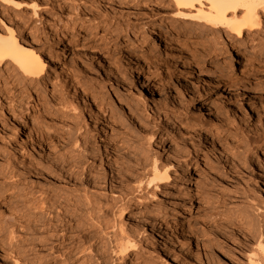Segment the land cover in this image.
<instances>
[{"label":"rangeland","instance_id":"obj_1","mask_svg":"<svg viewBox=\"0 0 264 264\" xmlns=\"http://www.w3.org/2000/svg\"><path fill=\"white\" fill-rule=\"evenodd\" d=\"M23 1L26 6L19 10L0 3V23L11 25L33 45L44 57L46 71L40 102L33 91L25 97L15 78H0V171L10 164L19 175L13 191H0L4 263L80 264L83 255L87 264H119L116 243L110 238L117 231L100 230L99 223L118 221L123 202H133L142 194L147 205L151 200L124 187L116 196L119 202L113 204L109 165L130 147L164 163L172 146L184 152L186 172L175 168L169 189L156 190L161 201L155 221L168 223L160 227L161 238L150 236V220L141 218L143 214L136 212L145 226L137 219L125 222L127 229L142 233L138 239L149 248L141 257L156 259L154 264H248L250 255L240 251L246 224L258 220L264 231V215L255 216L264 213L259 203L264 199L259 195L264 183L263 29L252 44L260 55L251 62L245 61V54L251 53L248 48L225 56V47L196 51L191 44L183 47V41L181 45L164 41L151 42L134 65L126 60L129 43L112 50L114 44L130 34L143 39L149 23L170 16L166 4L156 0ZM30 3L36 7L27 6ZM86 35L91 36L83 42ZM222 38L226 39V33ZM117 51L119 56L114 55ZM110 59L117 64L108 65ZM130 66L135 71L141 67L139 77L145 84L149 78L160 92L140 94L139 80L130 76ZM162 102L180 114L170 119L168 112L165 120L156 109ZM165 127L167 137L161 142ZM69 154L86 155L88 167L107 179L101 192L111 204L107 213H99V219L84 215L73 226L54 227L57 223L39 198L71 197L68 193L75 184L93 192L85 164L76 170L75 181L56 163ZM249 203L262 210L255 213ZM34 246L39 247L38 254L28 250ZM77 248L87 250L72 258ZM133 264H141V259Z\"/></svg>","mask_w":264,"mask_h":264},{"label":"bare ground","instance_id":"obj_2","mask_svg":"<svg viewBox=\"0 0 264 264\" xmlns=\"http://www.w3.org/2000/svg\"><path fill=\"white\" fill-rule=\"evenodd\" d=\"M156 1L167 5V8L170 9V16L164 18L160 22L156 23L152 21V23H149V26L147 25L149 31L143 39L132 37L130 34L116 41L112 48V50L121 49L123 46L122 44L129 43V48L127 47L128 50L126 52V60L129 64L135 62L134 65H136L138 58L144 55V50L148 49L151 42L161 43L164 41L171 45H179L180 42L183 41L185 42L184 45H182L183 47H186L187 44H191V46H193L191 49L196 51H204L211 48H219V50H221L220 47H225V56H228L230 51H236L235 53H238L239 50L248 48V51L251 52L245 54V61L248 62L256 60V56L260 55L259 50L252 46V44L255 43L259 33L258 31L262 29L264 31V0ZM0 3L16 10L26 6L23 0H0ZM27 6L32 9L36 7L34 3H30ZM222 33H226L225 40L222 38ZM90 36L91 35H86L83 42H86ZM225 41L229 43L226 44ZM29 44L19 37V34H17L16 30L11 27V25H3L0 23V78L5 77L6 81L15 78L18 88L23 92L22 94H25V97L28 98L27 95L33 91L34 95L38 98L37 101L40 102V100L44 98V87L40 88V84L43 83L42 79L45 75L46 63L44 57L36 51L33 45ZM246 44L250 45L246 47ZM62 50L63 47H61L60 51ZM114 55L119 56V51L114 52ZM153 56L154 55L150 52L149 57L153 58ZM96 60H98V58ZM110 60L108 65L117 64L114 59L113 61L112 59ZM131 68L130 76L135 75L139 80L138 88L140 94H145V91H147L146 94L150 96L153 89H155L156 92H160L155 85H151L149 78L145 79V81H147V84H145L143 78L139 77L140 73H142L141 67L136 71L133 70V67ZM40 89L41 91H39ZM130 105L132 107L135 104ZM46 107L48 108L47 110L50 111L49 106ZM156 109L158 114L162 115L165 120L168 117V112L171 114L170 119L180 114V112L169 110L165 102L156 104ZM99 119V116L96 117L97 121ZM94 132L97 134L96 131ZM166 137L167 130L165 127L159 139L161 141ZM202 140H206L204 136ZM262 154L263 152H261L260 156L263 157ZM183 156L184 152L181 149L170 146L166 153L165 162L163 163L155 158H150L140 149L130 147L129 151L124 154L120 160L114 159L112 164L109 165L112 173L110 178V194L113 195L110 201L113 202V204L119 202L116 196L121 195L124 191V187H129L131 191L138 194L144 193L150 196L151 200L147 205L145 197H143L142 194V196L136 197L133 202H123L122 205L118 207V221L117 219L116 221L111 220V222L103 225L99 223L98 228L100 230L104 229L106 231L108 229H115L117 231L112 232L110 238H113L116 243L114 245L118 251L116 252L120 256L119 264H133L139 261V259H141V264H154L152 260L156 259L151 257L144 259L141 257V255H146L147 251H149V248L145 245L146 243L143 244V242L138 239V234L142 233H136L129 228L127 229L125 222L128 221L131 223L135 222L137 219V222L140 220V223H142L141 225L145 226L141 219L145 217V220H150L148 225L151 232V234L149 233L150 236L161 238L160 227L163 223L160 222L161 224L159 225L155 221L156 213L160 210L161 198L159 195L161 194L156 193V190L166 191L169 189L173 180L172 173L175 168L183 169V171L186 170V165L183 167ZM87 158L88 157L84 154H69L56 160V163H60L59 166L66 176L75 181L77 180L75 174L76 170L79 168L80 164H85L86 168H89L88 170L85 169L87 172L86 178L90 182L93 192L84 188L79 189L77 184H75V189L70 190V193H68L72 195L71 197L64 194H56V196L51 198H47L46 196L39 198L40 205L46 206L48 214L52 215L50 219L57 223L54 227L57 225L65 226V224L69 223H72L73 226L79 216H95L96 219H99V213H107V206L111 204V202L109 203L106 201L107 196L103 194L107 179L96 172L94 168L90 169V167H88L87 163L89 162L86 163ZM13 167L14 166L8 164L5 166V169L0 171V191H13V189L18 186L17 182L19 175ZM101 191H103V193ZM41 194H43V192H41ZM259 195H261L262 199L264 198V183L260 184ZM119 200H121V198ZM263 200H259V203L264 206ZM249 206L252 207L255 213L261 209L257 204L249 203ZM180 210L184 211L186 208L182 207ZM59 211L61 213H59ZM136 212L143 214L140 215L141 218H138ZM258 213L255 215L257 218L264 215V213ZM64 216L66 218H64ZM124 218L125 220H123ZM108 221L109 220H107V222ZM259 223L260 222L257 220L256 224H252L251 221L246 224V240L244 239L245 243L242 249L240 248V251L250 255L247 256L248 264H264V231L260 229ZM167 224L165 225L164 223L163 226H168ZM38 246H34L28 250L36 254L39 250ZM85 250L87 249L77 248L73 255H71L72 258H75L77 254L84 253ZM131 258L134 259L133 262H131ZM80 259H82L80 264H87L83 262L86 259L83 255ZM0 264H6L1 257Z\"/></svg>","mask_w":264,"mask_h":264}]
</instances>
